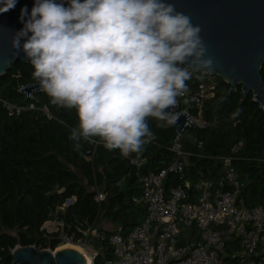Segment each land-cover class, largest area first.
<instances>
[{
  "label": "trees",
  "instance_id": "trees-1",
  "mask_svg": "<svg viewBox=\"0 0 264 264\" xmlns=\"http://www.w3.org/2000/svg\"><path fill=\"white\" fill-rule=\"evenodd\" d=\"M33 71L30 63L17 61L0 76V264H11L17 245L54 250L60 232L74 235L73 243L82 238L96 251L92 264H105L114 258L108 237L129 233L145 217L146 205L132 201L140 194L137 170L119 149H106L99 138L81 140V147L74 148L69 136L78 124L76 110L53 105L42 89L29 96L20 91L36 82ZM260 74L264 80V66ZM200 80L198 74L186 81L189 94ZM215 80L214 94L201 108L208 125L187 126L181 136L180 147L188 154L185 178L218 185L225 175L223 157H231L237 199L247 208L264 206V108L251 91L243 97L237 85L229 93L226 82L217 76ZM177 99L179 112L186 106ZM188 113L196 116L197 107L190 105ZM148 123L155 139L139 152L144 159L140 173H156L169 165L178 138L173 125L160 127L162 122L153 118ZM239 141L242 145L232 152ZM177 184L174 173L163 180L165 189ZM100 192L105 196L98 201ZM69 199L72 202L64 205ZM103 220L115 230L102 228ZM48 221L61 224L47 232L43 225ZM93 230L104 238L91 235Z\"/></svg>",
  "mask_w": 264,
  "mask_h": 264
},
{
  "label": "clouds",
  "instance_id": "clouds-1",
  "mask_svg": "<svg viewBox=\"0 0 264 264\" xmlns=\"http://www.w3.org/2000/svg\"><path fill=\"white\" fill-rule=\"evenodd\" d=\"M17 2L0 0V11ZM20 18L15 54L23 51L53 105L76 110L77 150L99 138L124 156L141 152L155 139L149 118L175 124L186 81L213 65L200 26L167 0H34Z\"/></svg>",
  "mask_w": 264,
  "mask_h": 264
},
{
  "label": "built area",
  "instance_id": "built-area-1",
  "mask_svg": "<svg viewBox=\"0 0 264 264\" xmlns=\"http://www.w3.org/2000/svg\"><path fill=\"white\" fill-rule=\"evenodd\" d=\"M198 74L201 80L196 91L193 94L187 91L178 98L186 106L181 111L188 115V124L206 127L208 123L201 117V108L213 96L216 80L210 73L199 71ZM178 103L177 99L176 107ZM190 105L197 107L196 116L188 113ZM241 145L239 141L231 148L232 152ZM171 150L173 161L156 173H140L144 159L139 153L123 155L136 168L140 185V194L132 201L144 203L146 214L129 233L116 232L108 237L114 258L105 264H264V206L247 208L237 199L239 184L231 157H223L225 175L218 185L210 180L193 183L184 175L188 154L177 140ZM169 173L177 175L179 184L165 189L163 180ZM225 184L230 187L224 188ZM104 196L100 192L95 198L100 201ZM52 223H55L54 228H51ZM59 224L61 222L48 221L43 227L51 232L56 231ZM91 235L104 238L95 230ZM73 237L63 232L59 234L61 241L73 243ZM76 244L91 248L82 238H78ZM92 251L90 264L96 255V251Z\"/></svg>",
  "mask_w": 264,
  "mask_h": 264
},
{
  "label": "water",
  "instance_id": "water-1",
  "mask_svg": "<svg viewBox=\"0 0 264 264\" xmlns=\"http://www.w3.org/2000/svg\"><path fill=\"white\" fill-rule=\"evenodd\" d=\"M59 2V0H58ZM67 6V0H64ZM177 11L191 17L193 25L201 28L200 36L206 46V58H211V70H201L221 78L233 93L241 86L242 96L251 91L253 100L264 108V80L260 71L264 66V0H167ZM34 0H18L14 9L0 11V76L4 75L17 61L30 63L23 51L17 55L12 47L13 36L23 27L21 9L31 11ZM2 8V5H0ZM24 40L21 39V44ZM198 72H194L195 79ZM41 89L38 82L22 87L30 95ZM178 121L173 124L180 143L189 117L185 112H176ZM71 200L66 201V205ZM57 249V247L55 248ZM11 264H88L78 250L38 249L33 245L15 246Z\"/></svg>",
  "mask_w": 264,
  "mask_h": 264
},
{
  "label": "rangeland",
  "instance_id": "rangeland-1",
  "mask_svg": "<svg viewBox=\"0 0 264 264\" xmlns=\"http://www.w3.org/2000/svg\"><path fill=\"white\" fill-rule=\"evenodd\" d=\"M53 225H51V228H54L55 226V223H52ZM102 228H104V229H107V230H115V227L112 225V224H110V223H108V222H106V221H102L101 222V225H100ZM69 241H61L60 243H59V245L57 246V248L58 247H60V246H62V245H64V244H75V245H78L79 247H80V253L81 254H85L87 257H88V259L90 258V261L92 260V256H93V251H92V249L91 248H87V247H84L83 245H80V244H76V243H72V242H69ZM51 250V249H50ZM55 250V249H54Z\"/></svg>",
  "mask_w": 264,
  "mask_h": 264
},
{
  "label": "bare ground",
  "instance_id": "bare-ground-1",
  "mask_svg": "<svg viewBox=\"0 0 264 264\" xmlns=\"http://www.w3.org/2000/svg\"><path fill=\"white\" fill-rule=\"evenodd\" d=\"M68 243H69V242H68ZM63 248H72V249H75V250L80 251V247H79L78 245H75V244H64V245L58 247V248L55 249V250H59V249H63ZM84 256H85V258H86L88 264H90V262H91V261H90V258L88 259V257H87L85 254H84Z\"/></svg>",
  "mask_w": 264,
  "mask_h": 264
}]
</instances>
